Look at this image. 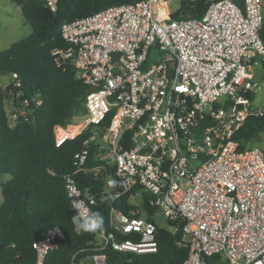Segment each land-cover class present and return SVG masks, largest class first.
<instances>
[{
  "label": "built area",
  "instance_id": "1",
  "mask_svg": "<svg viewBox=\"0 0 264 264\" xmlns=\"http://www.w3.org/2000/svg\"><path fill=\"white\" fill-rule=\"evenodd\" d=\"M40 1L57 10L58 0ZM167 3L174 4L173 13ZM204 3L198 18L174 17L182 11L180 0H138L61 25L64 45L51 55L57 67H72L88 92L85 113L69 123L75 132L61 134L68 124L54 127L55 145L95 130L74 153L65 191L71 205L82 200L92 212L95 198L75 175L85 171L95 142L100 160L114 167L122 193L141 202L147 193L149 205L167 222L182 224L189 251L181 264H264V152L240 149L234 138L249 116L264 115L249 97L260 86L256 69L264 61V0ZM151 51L159 57L149 63ZM12 78L19 87L17 75ZM32 102L41 100H21L10 121L28 120ZM141 202L130 215L110 210V231L98 234L99 249L110 242L118 252H157V223L146 217ZM116 233L128 237L118 240ZM63 239L55 226L33 242L35 264H44ZM89 258L91 264H127L102 252L78 262L72 257L70 264Z\"/></svg>",
  "mask_w": 264,
  "mask_h": 264
},
{
  "label": "trees",
  "instance_id": "2",
  "mask_svg": "<svg viewBox=\"0 0 264 264\" xmlns=\"http://www.w3.org/2000/svg\"><path fill=\"white\" fill-rule=\"evenodd\" d=\"M21 13L30 32L21 40L12 42L0 50V75H17L20 86L11 78L6 86H0V175L11 178L1 184L3 201L0 204V264H35L33 242L41 240L53 227L58 226L64 239L51 250L44 264H70L74 257L78 262L97 252L107 255L113 262L127 264H181L188 255V243L178 224L172 232L157 225L158 249L155 253L134 254L112 249L110 242L104 249L97 244L99 233H108L109 212L113 208L130 215L137 208L129 202L130 194L122 193V186L114 167L100 160L95 142L89 147L85 171L75 175L80 188H88L95 198L92 211H99L105 218L102 230L97 233L77 234L73 230L71 216L75 214L68 201L64 176L73 173L74 153L95 130L89 128L73 139L55 145L53 129L66 126L85 111L87 86L77 79L72 67L62 69L54 62L51 50L63 46L60 27L63 23L97 12L107 6L134 3L138 0H58L57 10L50 11L40 0H9ZM179 18H198L206 4L204 0L192 2L180 0ZM264 43V22L259 30ZM256 76L264 80V61L256 69ZM260 80V79H259ZM38 96L39 105L31 103L28 120L9 119L24 98ZM253 99L254 93L249 94ZM108 118L102 123L106 124ZM264 128V115L249 116L234 134L240 149L251 144ZM68 126L61 130L68 133ZM99 166V170H94ZM115 180L116 186L108 184ZM108 197H111L110 199ZM149 195L142 193L141 206L146 217L154 221L157 208L149 205ZM116 233V239H125ZM181 241L178 245L174 241Z\"/></svg>",
  "mask_w": 264,
  "mask_h": 264
},
{
  "label": "rangeland",
  "instance_id": "3",
  "mask_svg": "<svg viewBox=\"0 0 264 264\" xmlns=\"http://www.w3.org/2000/svg\"><path fill=\"white\" fill-rule=\"evenodd\" d=\"M174 4H168L166 7L170 13L174 12ZM30 32L29 28L25 25L21 13L16 9L9 0H0V50L8 47L12 42L21 40ZM158 52H150L148 62L151 63L154 60L158 59ZM257 77V76H256ZM258 79V78H257ZM260 86L255 91L254 97L252 99V107L254 109L264 108V80L259 77ZM8 75H0V86H6L9 83ZM80 116L74 118V122L80 120ZM76 125L68 126V133H74L76 130ZM101 135L98 136V139L101 140ZM260 148L264 152V128L260 131L257 138L251 144ZM11 178V175L8 173L0 175V204L3 201L1 194V184ZM129 202L132 204L140 203L141 200L137 197H130ZM154 221L158 226L167 229L168 222L164 218L163 214L160 211H156L154 215ZM100 243L98 239L97 244ZM85 264H91L92 260L89 258L85 260Z\"/></svg>",
  "mask_w": 264,
  "mask_h": 264
},
{
  "label": "clouds",
  "instance_id": "4",
  "mask_svg": "<svg viewBox=\"0 0 264 264\" xmlns=\"http://www.w3.org/2000/svg\"><path fill=\"white\" fill-rule=\"evenodd\" d=\"M108 184L112 187L116 186L115 180H109ZM70 193L75 194V189H69ZM109 199L111 197H108ZM75 209V214L71 216L73 230L77 234L81 233H97L102 230L105 224V218L99 211L90 212L84 205L82 200H74L71 205Z\"/></svg>",
  "mask_w": 264,
  "mask_h": 264
},
{
  "label": "bare ground",
  "instance_id": "5",
  "mask_svg": "<svg viewBox=\"0 0 264 264\" xmlns=\"http://www.w3.org/2000/svg\"><path fill=\"white\" fill-rule=\"evenodd\" d=\"M167 4H168V3H167ZM167 4H166V6H168ZM69 125H75V124H68V126H69ZM66 128H67V126H66ZM66 128H65V129H66Z\"/></svg>",
  "mask_w": 264,
  "mask_h": 264
},
{
  "label": "crops",
  "instance_id": "6",
  "mask_svg": "<svg viewBox=\"0 0 264 264\" xmlns=\"http://www.w3.org/2000/svg\"><path fill=\"white\" fill-rule=\"evenodd\" d=\"M12 77L10 75H8V79L10 80ZM1 84V83H0Z\"/></svg>",
  "mask_w": 264,
  "mask_h": 264
},
{
  "label": "water",
  "instance_id": "7",
  "mask_svg": "<svg viewBox=\"0 0 264 264\" xmlns=\"http://www.w3.org/2000/svg\"><path fill=\"white\" fill-rule=\"evenodd\" d=\"M172 65V64H171Z\"/></svg>",
  "mask_w": 264,
  "mask_h": 264
}]
</instances>
